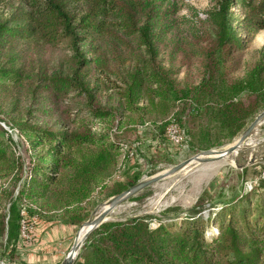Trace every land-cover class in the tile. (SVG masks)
<instances>
[{
    "label": "trees",
    "instance_id": "trees-1",
    "mask_svg": "<svg viewBox=\"0 0 264 264\" xmlns=\"http://www.w3.org/2000/svg\"><path fill=\"white\" fill-rule=\"evenodd\" d=\"M5 1L15 2L16 9L0 23V80L18 84L26 77L20 62L34 37L61 45L70 54L63 72L43 69L34 87H26L29 103L16 124L26 141L25 155L17 161L26 174L17 200L25 208L27 225L46 219L45 210L59 209L62 222L79 224L85 207L94 203L93 193L108 198L135 184L137 175L108 186L106 178L115 170L122 147L107 129L121 122L126 104L134 109L142 93L167 103L163 113L174 110L179 124L185 119L191 141L204 147L230 141L264 109V61L247 68L242 78L233 75L230 52L243 51L244 44L232 37L228 22L230 9L238 5L249 8L243 30L264 29V0L252 7L249 0H217L222 17L226 15L222 33L209 50L194 56L202 64L198 83L189 85L184 79L180 88V67L162 71L158 59L160 36L169 31L165 18L157 29L156 52L151 23L140 25L117 0H0V5ZM165 2L150 0L146 20L154 12L158 19ZM109 18L115 22L109 23ZM109 27L146 47L153 63L140 59L128 78L111 79L114 73L100 62V39ZM110 91L124 103L108 106L98 99L101 92ZM56 103L64 105V117L43 127L40 123L46 124ZM11 150L0 132V165L8 166ZM259 203L262 210L256 214L240 199L214 217L158 220L157 227L150 225L152 217L108 221L89 233L73 264H259L264 253L257 244L264 235V199Z\"/></svg>",
    "mask_w": 264,
    "mask_h": 264
},
{
    "label": "rangeland",
    "instance_id": "rangeland-1",
    "mask_svg": "<svg viewBox=\"0 0 264 264\" xmlns=\"http://www.w3.org/2000/svg\"><path fill=\"white\" fill-rule=\"evenodd\" d=\"M117 1L134 13L140 25H144L146 21L151 23L149 35H152L156 52L157 29L165 18L169 31L160 36L158 45L162 71L180 67L179 83L176 84L178 88L183 85L180 82L184 79L189 85L197 84L202 64L194 56L209 50L219 39L223 22L226 23V15L222 17L217 0H166L158 19L157 12H154V17L149 20L146 18L150 13V0ZM259 1L249 0L251 7ZM15 9V2L5 1L0 5V23L11 17ZM230 11L228 22L232 26L231 35L244 44L243 51L233 49L230 52L236 67L233 75L242 78L247 68L252 69L258 62L264 61V29H255L253 33L243 30L242 23L249 19V8L237 5ZM262 15L264 17V11ZM108 22L115 21L109 18ZM100 41L103 51V60L100 58V62L114 73L111 76L113 80L118 77L128 78L140 59L153 63L146 47L128 39L116 27H109ZM25 49L20 63L24 64L26 77L18 84L0 80V132L13 152L8 166L0 165V264H61L84 224L108 208L107 203L111 198L130 187L108 198L93 193L94 203L91 201L85 207V219L79 224L62 222L57 216L60 209L54 212L45 210L43 215L46 219H35L30 225L25 223V208L17 200V194L26 174L23 170L21 173L17 161L25 155L26 141L16 126L29 103L25 89L34 87L35 77L43 69L48 73L63 72L70 55L61 45L44 43L37 37L32 38ZM154 63L157 64V56ZM172 79L170 77L169 82ZM168 86L171 87V84ZM98 99L108 106H120L124 103L113 91L101 92ZM165 104L167 105L142 93L138 103L133 105V110L126 108V104L118 125L117 122L110 124L111 128L107 129L109 136L117 140L116 143L121 145L122 150L115 170L106 178L107 184L110 186L114 182L122 183L127 177L130 179L134 175H137L135 183L144 182L185 161L188 163L149 187L120 200L107 214L108 221L152 217L150 225L157 227L158 220L175 218V221L180 222L184 217H198L200 214L214 217L240 199L248 204L249 212H260L262 207L259 201L264 199V118L235 153L209 162L196 161V158L204 160L205 152L225 150L236 143L264 109L230 141L204 147L191 141L184 116L182 124H179L174 120V110L169 109L167 113H163L167 109ZM63 109L62 103H56L52 115L46 117V124L40 125L48 127L54 120L62 119ZM170 125L175 126V138H172L173 128ZM98 131L104 132L102 127ZM230 157L233 162L228 160ZM211 231H214L212 225L208 232ZM257 244L261 250L264 249V235L259 237ZM80 250L81 248L78 254ZM259 259V264H264V253Z\"/></svg>",
    "mask_w": 264,
    "mask_h": 264
},
{
    "label": "water",
    "instance_id": "water-1",
    "mask_svg": "<svg viewBox=\"0 0 264 264\" xmlns=\"http://www.w3.org/2000/svg\"><path fill=\"white\" fill-rule=\"evenodd\" d=\"M264 118V111L257 115V117L254 119V121L246 128V130L242 133V135L239 137V139L228 147L225 150H220L217 152V154L211 158L206 159H198L196 158V161H214L221 159L225 157L227 154L233 153L238 147L241 146L242 142L245 141V139L248 137V135L251 133V131L254 129V127L257 125V123ZM188 161H185L177 166L174 167V171L178 170L182 167H184ZM143 182H136L134 185H132L128 190L120 193L119 195L115 196L117 199L112 202L108 208H106L102 213H100L97 217L94 219L87 221L84 226L78 231L75 240L73 242V245L71 246L69 252L64 256L61 264H73L74 260L76 259L78 255L79 249L82 247L84 241L86 240L87 236L91 231H93L96 227L99 225L105 223L108 221L107 214L113 209V207L122 199L127 198L130 195L136 194L140 190L143 189Z\"/></svg>",
    "mask_w": 264,
    "mask_h": 264
},
{
    "label": "bare ground",
    "instance_id": "bare-ground-1",
    "mask_svg": "<svg viewBox=\"0 0 264 264\" xmlns=\"http://www.w3.org/2000/svg\"><path fill=\"white\" fill-rule=\"evenodd\" d=\"M263 119V118H262ZM262 119L257 123V125L254 127V129L251 131V133L259 126V124H260V122L262 121ZM251 133L248 135V137L251 135ZM247 137V138H248ZM247 138H246V140H247ZM245 140V141H246ZM242 146V145H241ZM240 146V147H241ZM240 147H238L233 153H235L238 149H240ZM217 152L218 151H216V150H210V151H207V152H205L204 153V156H205V158H211V157H213V156H215L216 154H217ZM199 159V158H198ZM228 160H230V161H232V159H231V157L230 158H228ZM233 162V161H232ZM221 166V165H220ZM215 167L217 168V164L215 165ZM174 169V168H173ZM173 169H171L170 171H168V172H166V173H164V174H162V175H159V176H156V177H153V178H151V179H149V180H146V181H144L143 182V188H146V187H149L150 185H152V184H154L155 182H157L158 180H160V179H162V178H164L165 176H167V175H169V174H171V173H174V172H176V171H178V170H173ZM117 199V197H113V198H111L109 201H108V203H107V206H109L112 202H114L115 200Z\"/></svg>",
    "mask_w": 264,
    "mask_h": 264
},
{
    "label": "built area",
    "instance_id": "built-area-1",
    "mask_svg": "<svg viewBox=\"0 0 264 264\" xmlns=\"http://www.w3.org/2000/svg\"><path fill=\"white\" fill-rule=\"evenodd\" d=\"M170 128H173V133H172V138H175V135H174V133H175V126L174 125H170L169 126Z\"/></svg>",
    "mask_w": 264,
    "mask_h": 264
}]
</instances>
